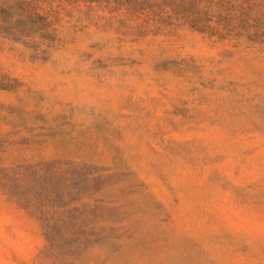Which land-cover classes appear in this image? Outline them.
Listing matches in <instances>:
<instances>
[{"label": "rangeland", "instance_id": "rangeland-1", "mask_svg": "<svg viewBox=\"0 0 264 264\" xmlns=\"http://www.w3.org/2000/svg\"><path fill=\"white\" fill-rule=\"evenodd\" d=\"M0 264H264V0H0Z\"/></svg>", "mask_w": 264, "mask_h": 264}]
</instances>
